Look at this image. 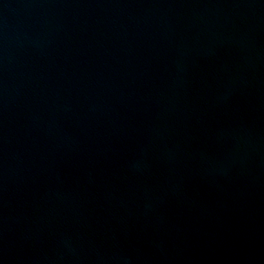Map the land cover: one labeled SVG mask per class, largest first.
Wrapping results in <instances>:
<instances>
[{
	"label": "water",
	"instance_id": "95a60500",
	"mask_svg": "<svg viewBox=\"0 0 264 264\" xmlns=\"http://www.w3.org/2000/svg\"><path fill=\"white\" fill-rule=\"evenodd\" d=\"M0 264H264V0H0Z\"/></svg>",
	"mask_w": 264,
	"mask_h": 264
}]
</instances>
